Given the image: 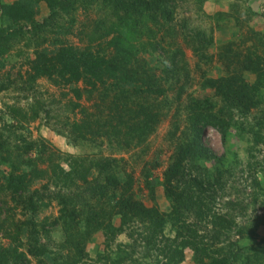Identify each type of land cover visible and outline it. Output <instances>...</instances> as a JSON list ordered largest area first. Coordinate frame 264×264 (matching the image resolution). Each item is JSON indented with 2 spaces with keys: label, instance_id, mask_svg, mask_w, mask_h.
<instances>
[{
  "label": "rangeland",
  "instance_id": "374dc122",
  "mask_svg": "<svg viewBox=\"0 0 264 264\" xmlns=\"http://www.w3.org/2000/svg\"><path fill=\"white\" fill-rule=\"evenodd\" d=\"M15 2L21 7L14 12L31 14L37 24L10 27L8 18L0 19V259L6 258L0 264H264V0H169L159 13L123 23L125 31L118 28L121 12L111 14V0L61 7L57 15L50 14L49 0H0V18ZM11 30L10 42L3 40ZM70 47L106 58L109 78L93 89L83 79L66 83L68 75L33 78L36 53L54 61ZM230 48L241 55L239 65L225 60ZM233 75L242 76L235 92L218 95V85ZM124 101L156 114L149 136H133L117 119L105 137L100 117ZM81 108L90 122L83 124ZM210 118L224 121L226 136L206 123ZM194 124L201 144L218 158L226 151L228 162L196 154L172 184L174 198L166 199L164 172L195 142ZM30 159L42 171L26 193L42 196L33 210L6 189L11 173L31 169ZM105 162H112L109 171ZM108 174L120 187H104ZM60 192L85 197L73 223L52 197ZM197 196L206 206L193 204ZM124 198L153 214L128 223L132 237L115 232L108 242L109 228L120 226L112 207ZM173 206L183 222L175 220ZM152 217L161 224L157 231L148 225ZM27 220L38 227L26 229ZM186 225L197 233L194 242Z\"/></svg>",
  "mask_w": 264,
  "mask_h": 264
},
{
  "label": "trees",
  "instance_id": "16d2710c",
  "mask_svg": "<svg viewBox=\"0 0 264 264\" xmlns=\"http://www.w3.org/2000/svg\"><path fill=\"white\" fill-rule=\"evenodd\" d=\"M81 3L79 4L76 0H65L64 2H58L57 0H49V10L50 14H56L60 10L64 12L63 9H60L61 7H64L66 10H69L71 7H74V5H79L81 8H87L89 6L90 1L94 2L96 0H80ZM101 2H106L108 0H100ZM91 2V3H92ZM110 8H111V14L114 17H117L120 13V16L118 17V28L121 27L122 31L124 30V27L122 24L127 23L130 20L138 21L141 16L149 15L152 12L159 13L160 11L165 9V5H168L169 0H111ZM109 4H104L105 7H107ZM21 7L20 2H15L12 4V6H6L4 7V12L1 15V20L3 18H8V20L11 22V26L15 25L19 21H31V24L33 27L36 26L37 23H35L31 19V14L29 16V13H21V12H14L15 9H19ZM109 7V6H108ZM12 13H10L9 11ZM58 10V12H57ZM160 10V11H159ZM57 15V14H56ZM101 23L96 24V28H99ZM134 26L131 27V30H128L127 35L131 34L132 31H134L136 28ZM15 30L6 31V37L3 38V40H6L10 42L14 34H11ZM121 34L123 32H120ZM111 43L114 44V41H111ZM9 48V45H4V52L7 51ZM248 53L252 56L253 54L248 51ZM243 55V54H242ZM223 56L225 57V60L228 62L231 60H235L238 63V55L236 51L232 50V48L228 49L223 53ZM249 57V55H247ZM129 58V56H128ZM245 58V56H243ZM251 60L250 58H248ZM125 60V59H123ZM127 61V60H125ZM253 62V60H251ZM108 60L104 58L103 56H100L98 54H95L92 52L89 48H85L84 50H79L77 48L70 47L68 49H61L58 53H56V56L54 58V61H52V58L50 59L46 53H36V58L33 61H30V66L32 68V76L39 77V76H47L52 78L53 76H56L57 79L66 80V76L68 75L69 78L65 81L66 83L69 82H77L80 79L84 80V83L90 87V89L95 88V84L102 83L104 79L109 78V69H108ZM245 62V61H244ZM172 63L174 64V58L172 60ZM255 63V62H254ZM257 66V65H256ZM243 68H248V66L244 65ZM258 69H260L257 66ZM53 75V76H52ZM238 78L241 79L242 76H236L233 75L229 78V80L226 82V85L219 84L217 89L218 95L228 96L232 95L233 92H235V89L233 87L239 83ZM56 79V80H57ZM242 83V82H241ZM244 86V84L242 83ZM120 88H123L121 84L118 85ZM153 91H151L152 93ZM125 101L122 104H115L113 105L112 109H108L107 112H109V115L106 114L104 119L100 117L99 120H104L103 125L105 127V132L103 134L105 137L109 138L111 135L109 133L108 128H114V120L121 119V124L124 121L125 124H127L126 130H128L130 133H133V136H142L147 137L151 134L153 131V128L156 124V114H153L149 109L141 106L140 104L132 106H126L124 105ZM77 107V106H75ZM248 109V106H244L242 112H246ZM80 113L85 116V121L83 124L90 122V115L88 114L87 110L85 108L80 109ZM113 115H112V114ZM34 117V114L32 115ZM83 120V118H82ZM206 123L212 125L213 127L217 128L219 132L223 133L226 136V131H224V121L217 120L216 118H210L207 119ZM82 126V125H81ZM103 127V128H104ZM193 131L195 133V142H191L187 144L186 146L182 147L180 151L178 152L176 158L173 159L171 165L165 170L164 172V195L166 199H172L174 198V188L172 187V184L178 180L179 178L182 179L184 176V163H188L189 159L194 158L196 154L200 155L203 154L208 158H213L218 163L226 164L228 162V159H226V151L225 155L221 157H215L214 154H212V151L206 147H204L201 144L200 141V135H201V128L198 124H194ZM80 132V131H79ZM226 141H228V138L223 137V144L226 146ZM44 151V147H43ZM39 158V157H38ZM28 167L31 168L29 171H23L20 174H13L11 173L8 178H6V189L11 192V194L14 196L15 202L18 205H22L27 209H35L36 204L38 200L42 199V196L39 195L38 191H35L32 193V195L26 194L29 187L33 184V182L39 177L38 173L42 172L41 170H37V164L36 160H28ZM230 164V163H229ZM228 164V165H229ZM101 166L103 167L104 171H109L112 167V162H105L101 163ZM13 169H15V166L12 165ZM57 167H55L56 169ZM62 179L67 180L70 177V173L63 172L61 169L59 170ZM54 179H56V174H53ZM59 179L58 182H61L62 179ZM105 180L107 183H104V187H120L119 182H117L116 176H113L111 174H108L105 177ZM194 184L197 187H201L199 184L202 182H198L197 178L193 180ZM99 189V188H98ZM61 193V192H60ZM40 196V197H39ZM55 199H58V203L60 204V207L65 209L66 211H69V215H66L65 217L71 219L76 218L79 214V208L84 206V199L85 197L82 195H75L74 196H68L64 193L56 194L54 196ZM209 196H207V199L209 201ZM37 199V200H35ZM194 205H205L206 201L200 197L194 198L193 201ZM78 207V209H76ZM113 211L116 213V215L119 217V227H113L109 228V231L105 235V239L108 242L112 241V237H114L115 232L122 233L126 232L129 237H132V229L128 225V223L132 222L134 219H140V217H149L151 214H153L152 209H146L143 206L140 207L136 203L132 202L131 200L122 199L121 201H116L113 205ZM64 211V212H66ZM173 216L175 220L179 223L182 221V218L180 217L179 211L174 208H172ZM150 214V215H148ZM86 219V218H85ZM87 224L89 222L85 220ZM92 222V220H90ZM73 223V220L70 221ZM183 222V221H182ZM21 224V223H20ZM20 224H17L16 226V233H21ZM4 225V221H1V226ZM23 225L25 228H29L31 230L36 229L38 227V224L35 222H32L30 220H27L26 222H23ZM149 227H151L154 231H157L158 228L161 227V224L159 222H155L153 217L151 218V222H149ZM183 228V226H180ZM187 234L190 235V238L194 242L197 238V233L194 231V229L186 225ZM150 231V241L153 242L155 239V236L157 235L156 232L153 230ZM105 228L103 229V231ZM8 233V232H7ZM10 236V234H8ZM12 237V236H10ZM180 238V233H177L175 238L169 243L168 247L173 245L172 243H176L177 239ZM167 247V251H168ZM15 251V250H14ZM11 252L13 253V250L11 249ZM0 259L2 262L6 258Z\"/></svg>",
  "mask_w": 264,
  "mask_h": 264
}]
</instances>
